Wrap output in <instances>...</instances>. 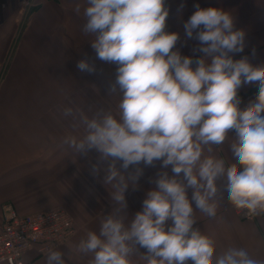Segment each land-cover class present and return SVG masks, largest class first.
<instances>
[{
	"label": "clouds",
	"instance_id": "9594fccd",
	"mask_svg": "<svg viewBox=\"0 0 264 264\" xmlns=\"http://www.w3.org/2000/svg\"><path fill=\"white\" fill-rule=\"evenodd\" d=\"M82 8L83 32L93 37L96 58L117 65L108 94L119 93L120 100L118 116L104 108L91 118L63 110L74 120L78 115L73 126L82 124L84 134L66 136L62 145L77 156L99 154L92 173L104 172L116 206L75 252L90 256L89 264H134L133 257L145 264H264L242 247L217 254L215 240L194 227L197 211L216 219L225 199L240 215L264 216V65L230 55L243 52L245 31L235 29L230 12L195 5L184 24L186 36L200 44L195 51L202 56L194 61L173 50L179 34L165 31V0H76L73 10L79 14ZM77 67L95 71L87 60ZM252 84L255 99L241 109L238 90ZM230 136L232 163L214 155ZM157 161L162 169L171 166L173 175L158 172L143 210L129 220L125 191L136 186L141 163ZM130 166L135 171L125 175ZM64 257L49 249L46 264H65Z\"/></svg>",
	"mask_w": 264,
	"mask_h": 264
},
{
	"label": "crops",
	"instance_id": "0c3cea01",
	"mask_svg": "<svg viewBox=\"0 0 264 264\" xmlns=\"http://www.w3.org/2000/svg\"><path fill=\"white\" fill-rule=\"evenodd\" d=\"M75 2L0 0V230L3 204L23 214L64 206L73 215L76 230L53 250L65 253V264H89L91 257L77 254L75 245L87 232L98 233L104 215L116 206L111 203V186L103 184L104 172L92 173L99 154L90 150L87 155L77 156L62 145L64 137L79 138L84 134L82 124L73 126L78 123V115L74 120L64 116L63 110H80L91 118L97 109L104 108L118 116L120 95L108 94L117 65L96 58L91 47L93 37L83 32V8L77 14L73 10ZM80 2L83 4V0ZM165 4L169 9L165 31L179 34L173 50H179L182 56L194 61L202 56L195 51L199 41L188 38L184 28L196 11L195 5H199L202 9L230 12L235 29L245 31L243 52L230 54L234 60L247 57L254 66L264 65V0H165ZM81 60L94 64L95 71H80L77 63ZM196 66L193 63L192 67ZM257 92L255 84L242 86L238 90L240 108L247 107ZM231 140L230 136L214 149V155L228 163L233 162ZM138 167L142 175L136 186L129 185L124 194L129 220L143 210L142 202L146 193L156 187L158 172L173 175L171 166L162 169L159 161L155 166L141 163ZM134 171L135 166H130L125 175ZM191 195L189 189V199ZM195 215L194 227L215 240L217 254L236 246L264 261V216L240 219L226 199L216 219L199 211ZM137 247L139 254L146 253V249ZM46 256L34 248L25 253L31 264H46ZM133 260L134 264H145L139 257Z\"/></svg>",
	"mask_w": 264,
	"mask_h": 264
},
{
	"label": "built area",
	"instance_id": "2783aa9c",
	"mask_svg": "<svg viewBox=\"0 0 264 264\" xmlns=\"http://www.w3.org/2000/svg\"><path fill=\"white\" fill-rule=\"evenodd\" d=\"M240 219H253L240 215ZM0 230V263L31 264L25 253L34 248L46 254L75 233L73 215L64 206H56L31 213H19L9 204L2 205Z\"/></svg>",
	"mask_w": 264,
	"mask_h": 264
}]
</instances>
